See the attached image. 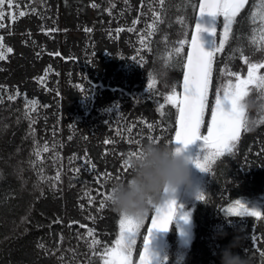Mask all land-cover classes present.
Instances as JSON below:
<instances>
[{"label": "trees", "instance_id": "obj_1", "mask_svg": "<svg viewBox=\"0 0 264 264\" xmlns=\"http://www.w3.org/2000/svg\"><path fill=\"white\" fill-rule=\"evenodd\" d=\"M14 3L12 9L5 6L0 21L5 25L0 36L13 49L0 61V264H102L100 256L92 254L88 229L100 241L97 253L114 245L120 215L109 200L100 209V201L109 195L114 181L129 178L130 169L125 171L122 162L130 151L138 152L149 136L163 137L160 144L174 139L176 110L166 104L162 116L159 105L173 84L181 91L182 61L173 56L170 63L176 66L166 67V57L185 32L190 38L195 13L187 0H165L163 7L158 0ZM19 11L26 15L20 17ZM248 11L238 17L224 51L217 54L210 105L215 88L230 78L221 69L247 75L237 48L252 62H264V50L250 42L254 26L246 18ZM153 12L163 22L148 36L147 26L156 19ZM178 17H187L183 26ZM135 19L140 22L133 25ZM120 28L124 31L118 32ZM132 57L143 60L137 64ZM149 73L157 76L151 91ZM9 95L16 98L9 100ZM31 101H36L35 111ZM246 101L250 121L264 118V95L253 89ZM210 118L206 112L205 123ZM143 122L153 123L154 130ZM201 132L207 134L206 127ZM129 135L139 144L129 143ZM206 152L198 141L194 160ZM85 157L95 169L84 164ZM191 172L193 190L183 191L160 264H220L221 250L237 237L234 251L248 264H264V220L230 217L223 211L241 200L246 206L261 203L264 212V124L242 133L233 154L220 157L210 173L194 164ZM97 177H103L99 183ZM198 192L205 193L203 201L197 199ZM184 213L190 214L187 236L178 225ZM152 214L136 238L133 264Z\"/></svg>", "mask_w": 264, "mask_h": 264}, {"label": "snow or ice", "instance_id": "obj_2", "mask_svg": "<svg viewBox=\"0 0 264 264\" xmlns=\"http://www.w3.org/2000/svg\"><path fill=\"white\" fill-rule=\"evenodd\" d=\"M127 3L128 0H125ZM161 7L165 4V0H158ZM5 6L8 9L15 7L14 0H0V21L5 17ZM250 6V7H249ZM92 7H97L95 3ZM112 7H115L112 4ZM187 7H190L195 13L194 27L190 26L191 34L184 33V38L176 42L175 47L167 54L166 67H175L171 64L173 56L182 61L180 67L183 72L182 92L177 91V85L171 86V91L163 96L164 103L159 105L161 115H165V105H171L176 110V129L174 139L169 140V145L175 146V150L180 152L185 150L189 145L196 141H202L203 146L207 149L203 158L197 157L192 160L196 168L202 172L210 173L213 164L226 154H233L237 143L241 139L242 133H247L249 130L247 116L246 98L250 92L255 89L264 95V62H252L249 57L243 54V51L237 48L235 51L240 52V59L247 65V75L241 76L239 72L221 69V73L230 77L226 82L221 83L215 88L214 102L209 104V94L213 90V71L214 63L218 53H222L225 45L229 42V38L233 35V25L239 23L238 17H242L246 8H249L247 19L254 26L250 37L251 44L258 46V50H264V0H187ZM35 14V9L32 10ZM109 14H111L109 10ZM18 15L23 17L26 15L24 11H19ZM156 19L153 23L148 24V36L153 35L157 30V23H162L160 14L153 12ZM222 19V32L217 39V27ZM15 16L13 15V20ZM187 17H178L177 23L182 26L185 24ZM243 19V18H242ZM139 19L132 21L133 25L138 24ZM5 25L0 23V28ZM50 29L48 31H56ZM90 31V29H85ZM134 28H129L128 31H134ZM118 32L124 31L123 28L117 29ZM146 37H140V43L144 45ZM185 46L187 51L185 52ZM13 49L4 44V37L0 36V61L6 60L8 54L12 53ZM59 55V53H55ZM139 64L143 57L137 61L136 57H132ZM234 77L235 79H231ZM157 84V76L154 73L148 74V90L151 91ZM83 91V89H81ZM17 95L19 93L17 92ZM15 96L9 95L8 99H15ZM36 101H31L30 107L35 111ZM210 113V121L205 123V114ZM149 130H154V124L143 122ZM255 124H264V118L254 121ZM133 126H130L127 131L131 134ZM206 127V133L201 132V128ZM163 137L157 136L148 139L159 143ZM109 141H105L108 143ZM129 143H137L129 135ZM48 151L47 145L43 149ZM136 151H130L128 158L135 155ZM39 156V152L36 153ZM126 160V159H125ZM125 160L122 166L126 165ZM84 164L90 165L95 169L96 165L87 157L84 158ZM128 167L125 169L127 171ZM87 170V169H85ZM79 173L81 168H76ZM110 176V174H108ZM103 177H97V183ZM119 178V177H118ZM55 179H60L59 172ZM86 195H89L86 193ZM101 195H104L101 193ZM94 198L89 199V203L93 202ZM109 195H104V199L100 201V209L105 207V200H109ZM197 199L203 201L205 199L204 192L197 193ZM151 227L147 229V235L143 240V251L139 255V264H152L153 253L150 250V241L154 230L167 231L173 219L178 214V208L175 199L164 200L159 205H152ZM225 214L230 217H254L257 221L264 220V212L255 208H249L241 200H235L229 206L223 209ZM189 213H184L181 217L185 222L189 219ZM94 219V217H90ZM136 220L125 215L119 216V235L114 241L112 247L105 246L103 251L97 253L95 247L100 244V241L95 239L94 230L89 228L87 235L91 237L90 248L92 254L99 255L102 264H133L132 254L133 247L136 243V238L143 227L145 219ZM81 227H85L81 225ZM255 241L257 237L253 235ZM264 256V252H261Z\"/></svg>", "mask_w": 264, "mask_h": 264}, {"label": "clouds", "instance_id": "obj_3", "mask_svg": "<svg viewBox=\"0 0 264 264\" xmlns=\"http://www.w3.org/2000/svg\"><path fill=\"white\" fill-rule=\"evenodd\" d=\"M254 125L249 121V130ZM125 164L130 169L129 178L114 181L109 193V202L119 215L142 220L150 214L152 205L176 199L181 189L193 190L192 160L185 150L177 152L173 145L149 140ZM237 240L221 250L220 264H248L234 251L239 246Z\"/></svg>", "mask_w": 264, "mask_h": 264}, {"label": "water", "instance_id": "obj_4", "mask_svg": "<svg viewBox=\"0 0 264 264\" xmlns=\"http://www.w3.org/2000/svg\"><path fill=\"white\" fill-rule=\"evenodd\" d=\"M181 92H182V87H181ZM176 127H177V125H176ZM197 142L198 141L194 142L193 144L189 145L185 149V155H187L188 157H191L192 160H194L195 151H196V147H197ZM183 191L184 190L181 189L180 192H179V194H178V196H177V198L175 199L176 200L177 207H178L179 201L181 199V196L183 194ZM172 222H171V224L169 226V229L167 231H161V230H154L153 231L152 238H151L150 245H149L150 250L153 253L152 264H160L161 257H162V254H163V250H164V246H165V243L167 241V238H168V235H169V231L171 229ZM178 225H179L181 231L184 233V235L187 236L189 234V225H188V222H185V220H183V219L180 218V219H178ZM149 227H151V219H150V222H149V225H148L147 229ZM146 235H147V231H146ZM143 250L144 249H143V245H142V248H141L140 253ZM135 264H139V256H138V259H137V261H136Z\"/></svg>", "mask_w": 264, "mask_h": 264}, {"label": "rangeland", "instance_id": "obj_5", "mask_svg": "<svg viewBox=\"0 0 264 264\" xmlns=\"http://www.w3.org/2000/svg\"><path fill=\"white\" fill-rule=\"evenodd\" d=\"M245 205H246V203H245ZM249 208H255V209H258V210H260L261 211V203L260 204H256V205H247ZM186 236V235H185Z\"/></svg>", "mask_w": 264, "mask_h": 264}]
</instances>
